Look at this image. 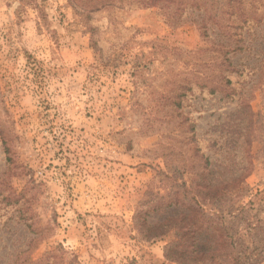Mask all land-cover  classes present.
Instances as JSON below:
<instances>
[{"label": "rangeland", "instance_id": "374dc122", "mask_svg": "<svg viewBox=\"0 0 264 264\" xmlns=\"http://www.w3.org/2000/svg\"><path fill=\"white\" fill-rule=\"evenodd\" d=\"M148 1L0 0V264H264V0Z\"/></svg>", "mask_w": 264, "mask_h": 264}, {"label": "trees", "instance_id": "16d2710c", "mask_svg": "<svg viewBox=\"0 0 264 264\" xmlns=\"http://www.w3.org/2000/svg\"><path fill=\"white\" fill-rule=\"evenodd\" d=\"M148 2H150L151 6H156L161 3H164L166 7L168 8L175 7V15L180 14V13L181 14L187 13L190 10L205 11L207 12V14H209L208 17L212 21V25L220 27V32L223 28V26L218 23L219 19L225 18L223 15L220 14L221 11L223 10V8L219 9L221 7L220 0H149ZM231 5H232V2H229L228 8H227L228 13H226V16L228 17L229 21L233 17L237 16L236 9H238L239 13L241 12V10L238 7L233 8V6ZM227 10H224V11H227ZM231 11L232 13H229ZM241 15L243 14L240 13V15L238 16H241ZM232 38L233 37H230V38L228 37L229 43L224 44L222 45V47H220L221 52L225 51L226 49H230V50L232 49L231 48L232 46H230L231 44L230 41ZM235 43L236 45H238L240 41H236ZM237 51L238 50L235 49V50L227 51V53L225 54L228 55L230 52L235 53ZM226 55H225V59L222 61V65H227L228 69H232L230 73H238L237 67H234V65L230 62V59L228 58L226 59ZM234 69L236 70V72L234 71ZM224 83H225V87L223 86ZM224 83H221V88L224 89L225 91H229L230 85L232 84V82L230 80H224ZM180 105H181L180 101L175 104L177 108H179ZM183 186L185 188L186 184L184 183ZM198 195L197 196L194 195L193 199L191 200L192 202H188V204L191 206H188V205L186 206L184 203L181 205L182 207H180L179 210L184 209L185 210L184 214H182V216L180 214V218L177 221L172 222V224L175 225V228L173 231L178 240L177 242L173 243L167 248V253L169 254L168 256H171V252L174 250V252L179 251L178 255L182 257L184 260H189L191 259V257L192 259L198 257L197 255L198 246L194 242L197 241L200 235L206 230L205 225L200 224V221L202 220V217L204 214L203 213L204 204H201V202L198 201V198H197ZM156 200H157L156 201L157 203L159 202L158 200L165 202V197L160 195L159 197H156ZM180 203L181 202L179 201L171 202L167 206L165 205V209H164V204L160 203V204H157L156 208H152L151 212H153V214H161L166 209H170L173 207L177 208ZM156 237L158 236L156 235L153 236V238H156ZM184 241H194V242L187 244V243H183ZM195 264H198V262L197 263L195 262Z\"/></svg>", "mask_w": 264, "mask_h": 264}]
</instances>
